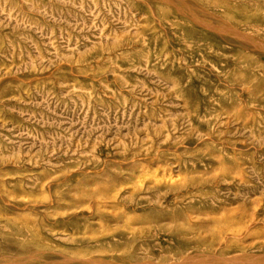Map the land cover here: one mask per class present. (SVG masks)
<instances>
[{"label":"rangeland","instance_id":"1","mask_svg":"<svg viewBox=\"0 0 264 264\" xmlns=\"http://www.w3.org/2000/svg\"><path fill=\"white\" fill-rule=\"evenodd\" d=\"M183 263L264 264V0H0V264Z\"/></svg>","mask_w":264,"mask_h":264},{"label":"bare ground","instance_id":"2","mask_svg":"<svg viewBox=\"0 0 264 264\" xmlns=\"http://www.w3.org/2000/svg\"><path fill=\"white\" fill-rule=\"evenodd\" d=\"M168 3H169V1H168ZM93 5H94V4H93ZM124 24H125V23H124ZM209 26H210V25H209ZM207 28H208V27H207ZM225 30H226V28H225ZM225 30H224V31H225ZM127 31H128V30H127ZM230 31H231V30H230ZM232 31H233V30H232ZM232 34H233V32H232ZM238 34H239V33H238ZM238 34H237V35H238ZM241 35H242V34H241ZM243 35H244V34H243ZM238 36H239V35H238ZM232 37H233V36H232ZM239 37H240V36H239ZM241 38H242V36H241ZM245 40H246V39H245ZM258 46H259V45H258ZM174 84H175V83H174ZM198 119H199V118H198ZM255 258H256V257H255ZM232 259H233V258H232ZM71 261H72V260H71ZM193 261H194V260H193ZM68 262H69V261H68ZM90 262H91V261H90ZM229 263H230V262H229ZM241 263H242V262H241ZM183 264H184V263H183Z\"/></svg>","mask_w":264,"mask_h":264}]
</instances>
